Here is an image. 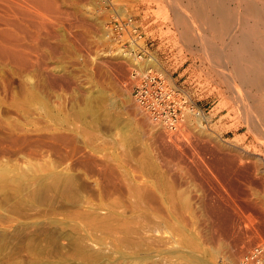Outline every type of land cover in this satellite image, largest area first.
<instances>
[{
	"label": "rangeland",
	"instance_id": "rangeland-1",
	"mask_svg": "<svg viewBox=\"0 0 264 264\" xmlns=\"http://www.w3.org/2000/svg\"><path fill=\"white\" fill-rule=\"evenodd\" d=\"M173 1L54 0L26 71L0 43V264H242L264 246V133ZM129 17L190 97L174 134L137 106L131 46L108 36Z\"/></svg>",
	"mask_w": 264,
	"mask_h": 264
},
{
	"label": "bare ground",
	"instance_id": "bare-ground-1",
	"mask_svg": "<svg viewBox=\"0 0 264 264\" xmlns=\"http://www.w3.org/2000/svg\"><path fill=\"white\" fill-rule=\"evenodd\" d=\"M53 1L0 0V43L8 45H5L7 46V49L4 48L6 53L3 52L2 55L4 53L7 54L6 60L9 59L8 62L12 67H18L21 71L27 70L29 59H27L28 53H26L25 42L29 39L28 37L31 38V41L29 40L30 42L40 41L41 31L44 27L42 25H36L37 22L35 24L33 18L39 19L41 9H44L43 11L45 9L59 11L60 8L55 6L52 3ZM78 1L85 2L86 0ZM173 2L176 4L179 2L177 5L182 4V7L179 5L181 7L180 9L184 7L182 9L184 10L183 13H178V21L184 28V38L186 40H193L196 43L198 42L201 45L202 49L199 52L203 50L204 53L202 54H205L208 59L216 64L213 68H218L215 70H218L220 76L225 78L223 84L227 83L226 85H229L228 87L233 88V92L238 101L237 105L240 110L244 109L245 123H247V126L263 134L264 0H177ZM49 13L51 12L49 11ZM44 25L45 27L47 26L45 23ZM31 29H35L33 31L35 34L30 36ZM44 30L46 29L44 28ZM125 58H128L132 62L136 61V56L132 54H126ZM155 65L157 67L158 64L153 59L152 61H146L143 67L151 68ZM189 113L191 114L192 112ZM193 117L198 120V127L204 129L201 121L206 116L202 112H197L192 114ZM188 118L191 121V116H188ZM160 128L167 133H175L166 130L162 126Z\"/></svg>",
	"mask_w": 264,
	"mask_h": 264
},
{
	"label": "built area",
	"instance_id": "built-area-1",
	"mask_svg": "<svg viewBox=\"0 0 264 264\" xmlns=\"http://www.w3.org/2000/svg\"><path fill=\"white\" fill-rule=\"evenodd\" d=\"M106 29L109 38H118L120 43H129L131 47L127 54L136 56L131 73L134 101L157 126L177 132L184 120L185 111L194 108H190V97L182 89L171 86L161 73L152 68L139 67L140 63L154 59L145 49L146 34L142 26L129 17L115 20ZM126 36L128 39H124ZM263 259L264 246L246 255L242 264H261Z\"/></svg>",
	"mask_w": 264,
	"mask_h": 264
}]
</instances>
